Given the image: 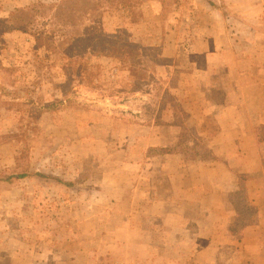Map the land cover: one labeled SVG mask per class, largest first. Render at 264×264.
<instances>
[{
	"label": "crops",
	"instance_id": "0c3cea01",
	"mask_svg": "<svg viewBox=\"0 0 264 264\" xmlns=\"http://www.w3.org/2000/svg\"><path fill=\"white\" fill-rule=\"evenodd\" d=\"M239 2L226 0L230 14L225 11V15L213 0H180L175 8L176 25L163 30L160 4L147 0L139 7L136 22L110 29L119 41L157 53L150 66L152 82L163 86L161 98H155L158 105L165 104L164 108L158 106L154 122L148 125L118 124L111 115L112 130L130 133L146 129L153 134L141 149L139 139L133 140L130 134L116 146L144 155L151 148H181L183 130L191 134L185 150L171 157L144 155L127 162L144 166L138 176L144 181L125 192L126 208L120 217L125 235L119 232L132 248L150 253L144 256L163 249L171 264H264V166L253 135L255 127L264 126V0ZM27 4L13 0L0 5V19ZM124 19L128 21V16ZM120 44L97 46L89 66L103 60L109 65L108 73L113 70L109 76L115 83L111 86H129L132 95H140L137 88L143 83H139V75L145 62L137 58V63L131 59L123 63L118 56ZM175 86L184 88L176 109L165 101L166 91L174 94L171 87ZM112 108L119 112L116 115H124L128 107L117 104ZM136 146L138 151L133 149ZM172 157L185 163V171L171 174L170 190L154 192L156 164L167 163ZM183 180L187 187H175ZM236 192L253 211L251 224L237 226L231 208V195ZM116 206V202L111 205L113 212L119 211ZM180 211L183 216L176 214ZM173 214L175 222L168 223ZM1 225L0 220V264H5ZM80 251L89 254L90 248Z\"/></svg>",
	"mask_w": 264,
	"mask_h": 264
},
{
	"label": "rangeland",
	"instance_id": "374dc122",
	"mask_svg": "<svg viewBox=\"0 0 264 264\" xmlns=\"http://www.w3.org/2000/svg\"><path fill=\"white\" fill-rule=\"evenodd\" d=\"M8 1L13 0H0V5L11 4ZM15 1L27 2L17 8L24 10L31 5H50L60 0H32L30 5L29 0ZM213 1L223 13L230 14L226 0ZM231 1L240 3V0ZM180 4L173 7L172 15L175 16V8ZM23 14L13 11L8 18L0 19V94L9 93L4 98L0 95V129L5 135L2 140L5 144H0L1 246L2 253L6 254L5 264H171L165 250L158 249L156 254L144 256L147 251L135 250L123 236L125 228L120 226L123 223L120 217L126 208L123 198L138 181H144L138 176L145 169L127 162L129 158L141 159L144 155L176 154L178 150H185L191 134L183 130L181 148L175 152L162 153L151 148L145 152L140 150L145 154L137 155L131 148L125 150L116 143L130 134L133 140L139 139L141 149L153 134L146 129L130 133L112 130L110 125L113 119L118 124H152L158 106L165 107L163 103L158 105L155 98H161L163 86L160 88L157 82H154L157 88L140 85L137 88L140 95H132L129 86L115 88L110 85L113 82L109 74L113 70L108 73L109 65L103 60L94 61L93 67L88 62L86 75L80 79L82 83L69 81L62 71L61 59L29 34L12 30L14 24H19L13 18ZM127 16L129 13L121 8L111 10L106 13L104 23L111 30L127 27L129 21L124 19ZM141 54V49L134 48L129 59L140 58L145 62L141 72L145 79L151 75L150 66L157 53ZM119 81L120 78L116 82ZM18 97L22 98L21 103L30 100L43 105L64 99L65 108L31 118L29 103L18 110L17 106L4 102L16 103ZM117 104L126 105L127 113L116 115L118 111H113L112 105ZM137 111L141 113L135 114ZM111 115L113 119H109ZM172 159L156 164L157 174L152 180L154 192L168 191L171 174L185 171L184 162ZM24 167L33 173L29 180H20L13 186L3 181L6 175ZM43 175L47 178H42ZM187 185L183 180L175 187L184 189ZM238 201L247 210L245 217L252 219L250 205L242 196ZM114 202L118 212L110 208ZM176 214L183 216L181 211ZM175 219L173 214L168 223ZM80 248H90L89 254L78 253Z\"/></svg>",
	"mask_w": 264,
	"mask_h": 264
},
{
	"label": "trees",
	"instance_id": "16d2710c",
	"mask_svg": "<svg viewBox=\"0 0 264 264\" xmlns=\"http://www.w3.org/2000/svg\"><path fill=\"white\" fill-rule=\"evenodd\" d=\"M147 0H60L55 4H35L29 8L15 10V13H24L23 15L13 18V22L17 21L19 24L24 23V27L14 24L12 30L27 33L33 37L35 41L41 42L44 47L52 55L57 56L62 61V71L69 81L79 80L86 75L87 65L90 57L94 54L97 46L110 45L113 43H121L118 47V56L123 63H128L129 55L132 54L134 48H139L136 45H131L127 40H118L116 35L110 33V29L104 23L105 15L108 11L117 10L119 8L129 13L128 21L134 23L138 20L139 7ZM161 6L160 22L163 30H171L177 22V17L172 15L173 7L180 4V0H157ZM22 16V18H20ZM29 25V26H28ZM4 35V33L2 32ZM118 40V42H117ZM142 52L146 50L140 48ZM130 60V59H129ZM134 63H137L135 61ZM133 65V64H132ZM1 68V67H0ZM2 69V68H1ZM139 83L141 85H151L153 88L158 87V83L152 82L153 75L149 78H144L141 73ZM143 79V80H142ZM140 86V85H139ZM162 85L160 84V88ZM2 89V88H1ZM174 94H167L168 98L165 100L169 106L175 109L179 106V99L184 95V88L182 86L171 87ZM9 94V93H8ZM6 93L1 92V97H7ZM5 95V96H4ZM11 97V96H10ZM18 103H9L24 107L25 103H29V117L35 118L45 113H54L64 109V99L56 100L49 104H39L35 101L21 103L22 98H17ZM24 101V100H23ZM164 102V101H163ZM68 107V106H66ZM31 112L37 114L33 115ZM177 120L179 115H176ZM253 135L261 150L263 156L264 166V126H257L253 129ZM5 135L1 133L0 129V144ZM160 152H175L177 149H160ZM10 173L3 179L9 186L17 185L20 180L28 178L32 172L26 169ZM37 176H41L36 173ZM44 176V175H43ZM42 178H47L46 176ZM60 181V179H57ZM231 199V208L235 216L237 226L251 224V218L245 217L247 213L246 208L241 206L238 200L241 198V193H233ZM242 221V222H241ZM150 254V253H147ZM152 254V253H151Z\"/></svg>",
	"mask_w": 264,
	"mask_h": 264
}]
</instances>
